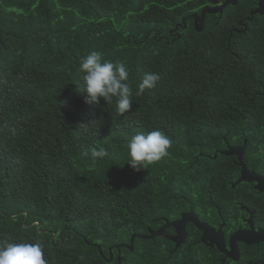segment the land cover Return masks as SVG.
<instances>
[{"label":"trees","instance_id":"16d2710c","mask_svg":"<svg viewBox=\"0 0 264 264\" xmlns=\"http://www.w3.org/2000/svg\"><path fill=\"white\" fill-rule=\"evenodd\" d=\"M253 1L197 31L207 0H0V239L39 241L48 264H216L164 235L114 245L228 200L238 167L218 152L223 137L264 141V98L247 93L258 75L236 57L264 46V17L244 19ZM91 51L130 68L122 116L86 103L77 69ZM144 72L160 79L138 97ZM154 129L173 141L169 155L135 171L126 143ZM91 147L108 155L93 160Z\"/></svg>","mask_w":264,"mask_h":264},{"label":"flooded vegetation","instance_id":"af4514ba","mask_svg":"<svg viewBox=\"0 0 264 264\" xmlns=\"http://www.w3.org/2000/svg\"><path fill=\"white\" fill-rule=\"evenodd\" d=\"M240 1L238 0L235 5L238 6ZM222 3L223 1L219 5ZM249 6L245 20L253 21L257 16L264 17V13L253 12L258 9L259 0L253 1ZM239 24L246 28L243 20L239 21ZM239 47L247 53L236 55L238 63L249 55L254 63V71L251 72L258 75V77L252 75L250 82L251 84L257 82L260 85L258 89L250 87L247 93L252 99L256 96L264 98V46L256 44ZM240 136H237L232 144L226 141L224 136L225 148L218 151L227 155L224 152L233 150V154L227 156L232 157V161L238 167V175L230 183L233 188L231 197L225 202L215 203L205 210L202 209L201 213L193 209L182 212L179 218L170 221L179 220L182 214H195L207 228L199 229L192 221H188L186 223L187 236L182 245L188 243L189 247L201 251L202 255L214 256L216 264H264V141L249 145L246 139L240 143L238 139ZM240 162L244 165L245 174L249 179L235 184L241 177L243 169ZM163 235L167 238L174 237L175 227L167 228ZM170 240L175 248L176 243Z\"/></svg>","mask_w":264,"mask_h":264},{"label":"clouds","instance_id":"9594fccd","mask_svg":"<svg viewBox=\"0 0 264 264\" xmlns=\"http://www.w3.org/2000/svg\"><path fill=\"white\" fill-rule=\"evenodd\" d=\"M78 72L81 74L83 91L87 93L86 103L99 105L102 99L106 105L115 104V111L122 116L132 107L133 89L129 83V66L123 61L105 59L100 51H91L80 58ZM160 77L155 72H144L136 84L135 95L142 96L153 89ZM15 134V129H11ZM173 141L163 131H139L126 143L128 165L135 171L146 169L169 155ZM91 158L108 155L104 147H91ZM0 264H48L44 249L39 241L11 242L0 239Z\"/></svg>","mask_w":264,"mask_h":264},{"label":"water","instance_id":"95a60500","mask_svg":"<svg viewBox=\"0 0 264 264\" xmlns=\"http://www.w3.org/2000/svg\"><path fill=\"white\" fill-rule=\"evenodd\" d=\"M209 2V4L205 5L203 7V9L201 10L199 15H193L194 17V27L197 31H202L204 28V20L207 14H215V13H219L222 14L223 9L226 8L228 5H235L237 3L238 0H207ZM221 1H223V3L221 5H219L221 3ZM211 4V5H210ZM263 0H259V7L257 10L253 11L254 13H264L263 10ZM225 154L229 155V154H233V150H228L227 152H224ZM217 154L214 155V157H216ZM241 166L243 167L242 172H241V177L235 182V184H238L242 181L248 180L249 178L246 176V172L244 171V165L240 162ZM165 224L158 230L153 231L151 229H149V233L148 235H140V234H133L131 236L130 239V245H126V244H118V245H114L115 247L119 248L120 246H128L131 250L134 248V239L135 238H153L155 236H160L163 235L164 232L166 231L167 228L173 226L176 229V235L174 237H169L170 239H172L175 243L176 246L174 248V250H176L180 245H182L186 239L187 236V232H186V223L188 221H192L199 229L205 230L207 228V226L205 224H203L202 222L199 221V219L197 218V216L195 214L192 213H187V214H182L181 218L179 220H175L170 222L169 220H167L166 218H164ZM204 239V237L202 238V240ZM98 248L99 245H98ZM111 251V248L109 249ZM112 258V254H110V259ZM109 259V260H110ZM118 259H120V257H118Z\"/></svg>","mask_w":264,"mask_h":264}]
</instances>
